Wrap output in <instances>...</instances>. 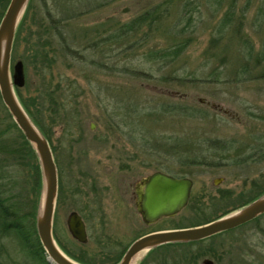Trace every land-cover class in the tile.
I'll return each instance as SVG.
<instances>
[{
    "label": "rangeland",
    "instance_id": "1",
    "mask_svg": "<svg viewBox=\"0 0 264 264\" xmlns=\"http://www.w3.org/2000/svg\"><path fill=\"white\" fill-rule=\"evenodd\" d=\"M160 1L113 0L78 17L73 26L81 30L102 23L108 28L113 21H127L141 9ZM246 1L239 0L237 10ZM249 1L243 33L255 43V51H260L263 32L258 31L253 20L259 7L264 6V0ZM59 2L31 0L23 34L31 42L39 41L34 49L40 51L37 32L42 30V23H47V13L53 20L59 18ZM3 3L5 0H0V11ZM201 19L194 41L179 62L185 65V70H179V74L188 73L196 77L194 80H160L163 71L144 63L141 56L117 62L115 48L100 60V67H94L87 60L75 62L60 56L52 63L50 71L43 69L39 57L33 58L24 44L12 55L11 66L16 60L23 62L25 82L19 92L46 131L54 155L58 156L59 168L64 173L60 174L64 189H73L75 185L87 188L88 185L77 180L73 184L66 172L64 153L71 142H75L74 150L78 152L71 172L90 168L97 175L101 197L92 200L89 196V208L83 209L85 199L80 194L66 204L56 205L53 235L68 256L72 254L89 263L112 264L117 261L123 244L133 236L158 228L199 225L224 214H234L264 190V119L261 118L264 116V79L255 77V71L247 77H236L239 52L210 56L216 51L210 49L209 42L215 20L211 23L206 13ZM123 64L146 72L150 69L153 75L136 79L120 71ZM262 66L264 63L258 69ZM43 89L53 92L51 96L57 101L45 98L41 107L38 92ZM9 115L0 96V129L7 126L10 142L21 145L20 133L9 126ZM187 136L196 137L193 140L204 137L220 140L215 156L205 152H215L213 148L206 149L211 143H196L200 154L206 149L202 158L205 163L186 165L188 162L182 157L185 143L181 141ZM221 146L227 149L219 151ZM123 157L134 158L135 179L158 168L192 178L189 204L174 216L145 225L136 209L117 199L115 184L126 176L117 170ZM8 173L14 178L15 187L10 186L7 195H13L14 202L24 209L30 204L32 177L28 178L21 161L13 159ZM75 174L78 177V172ZM85 179L90 182L89 178ZM98 200L100 203L96 202ZM71 208L78 209L85 222L87 240L84 243L74 239L67 228L66 218ZM129 208L132 211L129 212ZM116 239L123 244H116ZM184 251L191 255L193 264H204L205 259L212 260V264H264V215L194 246H173L150 255L141 251L132 264H183ZM0 264L42 263L20 246L14 234H7L0 237Z\"/></svg>",
    "mask_w": 264,
    "mask_h": 264
},
{
    "label": "trees",
    "instance_id": "2",
    "mask_svg": "<svg viewBox=\"0 0 264 264\" xmlns=\"http://www.w3.org/2000/svg\"><path fill=\"white\" fill-rule=\"evenodd\" d=\"M111 1L113 0H60L57 3L60 9L59 18L53 20L47 13V23H42V26L39 25L42 29L37 32V35L40 36L41 48L39 51L33 47L36 44L38 45L39 41L31 42L23 34L25 25L27 24V15L32 6L30 0L15 33L12 55L18 51L19 45L24 44L33 54V58L39 57L43 69L45 68L50 71L52 63L57 61V57L60 56L65 59L75 60V62L87 60L94 67H100V60L104 56H107L111 50L114 51L113 48H115L114 56L118 58L117 62L132 61L135 56H141L144 63L155 66V70L157 71H163L162 75L159 76L160 80L166 82L194 80L196 77L189 76L188 73L179 74V70H185L184 63L181 65L179 62L195 39L198 21H201L202 16L206 13L211 23L215 20L211 26L214 34H211L209 42L210 49L216 51L215 54L210 56H227V54L234 51L239 52L241 58H237L239 66L235 71L236 77L238 79L242 76L247 77L250 76L252 71H255V77L264 79V66L258 69V66L264 63V6H260L257 14L254 16V20L257 23L253 20L254 24L258 26V31L263 32L260 40V51H255V43L243 33L245 14L250 6L249 0L239 10H237L239 0H162L141 9L127 21H113L108 25V28H105L102 23L86 26L81 28V30L80 27L77 30L73 26V22H77L76 19L78 17L94 9L106 6ZM8 3L9 0H5V3H3L0 19ZM105 31L110 32L104 35ZM120 71L136 79H145L153 75L152 70L148 69L146 72L131 64H123ZM58 85H60V82L57 83ZM19 90L20 87L15 86L16 95L22 106L34 124L49 141L46 131L41 127L42 125L36 117L34 118L29 105L22 99ZM43 90H38V103L41 107L44 105L45 98H47V101L49 99L54 102L57 101V99L51 96L53 92L48 93L49 90ZM60 108L63 109L62 103L60 104ZM9 117L11 118L10 115ZM261 118L264 119V116ZM9 126L15 127L20 133L21 145L17 142H10V139L6 135L8 133L7 126L0 129V237L14 234L20 246L31 256L38 259L42 264H50L45 258L44 249L40 244L35 228L37 208L42 189V174L38 158L34 149L25 139L12 118ZM195 138L187 136L186 138H182L181 141V143H185V146L182 147L183 161L185 163L188 162L186 164L188 166L204 164L205 162H202L204 161L202 160V158L204 159V151L213 148L215 152H205L215 156L217 152L215 147L219 148L217 144L220 140L218 139L204 137L193 140ZM196 143H211V146L206 147V149L204 148L203 153L200 154L198 150L200 146L196 145ZM221 147L222 150L219 151L227 149V147ZM247 147L248 145L245 148L247 149ZM4 154L5 156L3 157ZM11 159L17 162L21 161L28 174V178L32 177V193H29L32 196L28 202L30 204H26L24 209L14 202L13 195H7L11 187H15L14 178L9 175L10 172L8 173ZM263 193L264 190L260 191L257 196ZM262 215L264 213L236 228L255 221ZM206 239L208 238L186 243L164 244L150 250L148 254L150 255L161 249L166 250L173 246H194L204 242ZM187 254V251H184L182 254L183 264H193L190 260L191 255ZM70 257L82 264H95L72 254H70Z\"/></svg>",
    "mask_w": 264,
    "mask_h": 264
},
{
    "label": "water",
    "instance_id": "3",
    "mask_svg": "<svg viewBox=\"0 0 264 264\" xmlns=\"http://www.w3.org/2000/svg\"><path fill=\"white\" fill-rule=\"evenodd\" d=\"M28 2L29 0H9L0 19V96L11 118L34 149L40 165L42 189L35 228L45 258L50 264H82L65 254L53 235L58 190L57 166L49 141L34 124L15 92V86L21 87L24 84L25 75L21 60H16L11 66L12 48L18 24ZM143 185L144 188L139 192L138 208L143 221L148 224L181 211L189 200L192 180L188 177L176 178L157 171L149 175ZM242 207L234 214H224L199 225L155 230L141 235L127 247L114 264H131L132 259L141 251L148 253L168 243L202 240L245 224L264 213V194ZM66 223L74 239L81 243L86 242L85 223L77 212H71ZM204 263L211 264V260L205 259Z\"/></svg>",
    "mask_w": 264,
    "mask_h": 264
},
{
    "label": "flooded vegetation",
    "instance_id": "4",
    "mask_svg": "<svg viewBox=\"0 0 264 264\" xmlns=\"http://www.w3.org/2000/svg\"><path fill=\"white\" fill-rule=\"evenodd\" d=\"M74 144H75V142H71L69 144L68 148H67V152L64 153L65 159L67 160V166H68V168L66 167V172L68 173L69 178L71 176V178H72L71 182L73 184L77 180L80 184H88V185H87V188H82V186H80V185H75L73 187V189H70L69 187H67V189H69V191H67V189L66 190L64 189L63 185L60 182V174H62V176H63L64 173L59 168L58 156L54 155V151H53V147H52L51 149H52V152H53V155H54V159L56 160L55 163L57 164L56 166H57V173H58V190H57L56 205H57V203H61V202H65V204H66V202L68 200H71L72 198H74V196L76 194H80L81 197H83L85 199V202L83 204V209H87V208H89L88 199L87 198L90 196L92 200H95V198L101 197V194L99 196V191L100 190L97 187L98 186V184L96 182L97 181V175H96L95 170H92V169L88 168V169L83 170V172L80 171V170L79 171L73 170L74 172H71V169L74 168L73 166L77 163V160H78V158H77L78 152H75ZM81 153H83V152H81ZM180 163H182V162H180ZM119 166H120V168H119ZM117 170L119 172H121L122 175H126L124 178L121 177V179H119V182H117L115 184V186L117 188V192H118L117 199L120 202H122L124 205H128L129 206V204H130L133 207V210L136 209V211L141 216L142 222L145 225H147V226L153 225V224L157 223L158 221H160L161 219L166 218V217H161L158 220H156V221H154L152 223H148V224L143 221L142 215L139 212L138 204H139V201H140L139 192L142 191V189L144 188L143 183H144L145 179H147L149 175H151L152 173L157 172V171L169 174V175H171L173 177H176V178L188 177V176H182V175L180 176L179 173L178 174L177 173L176 174L168 173V172L158 168V169H155L154 171H151L150 173H146L144 175H140L137 179H135V166H134V158L133 157H128V158H124L123 157V159L121 160V163L118 162ZM75 172H78V177L76 176ZM121 173H120V175H121ZM126 177H127V179H126ZM85 178H89L88 180L90 182H86ZM188 178H190V177H188ZM190 179L192 180V178H190ZM126 181H128V182H126ZM73 184H71V186ZM192 187H193V180H192ZM192 187H191V192H190V196H189V200L187 202V205L189 204V202L191 201V198H192ZM96 202H99V200L96 201ZM99 206H100V204H98V207ZM130 211H132V210L129 208V212ZM71 212H77L79 214V210L76 209V208H71L70 213ZM168 217H171V216H168ZM81 218H82V216H81ZM82 220H83V218H82ZM66 221H67V218H66ZM192 226H194V225H192ZM184 227H189V226H184ZM85 228H86V225H85ZM171 228H181V227H169V228H164V229H171ZM155 230H162V228L154 229L152 231H155ZM152 231H149V232H152ZM149 232H144V233H140L137 236H133L129 241L125 242V244H123L122 241H120L119 239H116V242H115L116 244H118V245H120V243L123 244V248H122V250H121V252H120V254H119L117 259H119L123 255V253L126 251L127 247L136 238H138L141 235H144L146 233H149ZM86 233H87V231H86ZM212 263H213V261L211 260V264Z\"/></svg>",
    "mask_w": 264,
    "mask_h": 264
},
{
    "label": "bare ground",
    "instance_id": "5",
    "mask_svg": "<svg viewBox=\"0 0 264 264\" xmlns=\"http://www.w3.org/2000/svg\"><path fill=\"white\" fill-rule=\"evenodd\" d=\"M134 259H135V258H134ZM134 259H132V261H131V262H133V260H134ZM131 264H132V263H131Z\"/></svg>",
    "mask_w": 264,
    "mask_h": 264
}]
</instances>
